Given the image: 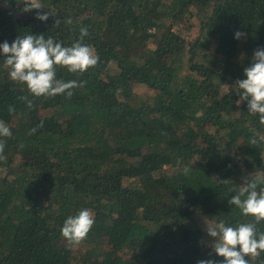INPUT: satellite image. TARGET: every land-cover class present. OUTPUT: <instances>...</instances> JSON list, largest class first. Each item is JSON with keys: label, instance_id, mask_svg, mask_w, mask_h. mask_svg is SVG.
<instances>
[{"label": "trees", "instance_id": "1", "mask_svg": "<svg viewBox=\"0 0 264 264\" xmlns=\"http://www.w3.org/2000/svg\"><path fill=\"white\" fill-rule=\"evenodd\" d=\"M41 2L0 0V44L32 34L71 46L86 26L82 43L100 59L83 73L57 66V79L83 82L70 98L35 97L0 51V120L12 131L0 264H219L200 218L255 222L229 200L264 176V142L249 143L264 124L236 86L264 48V0ZM81 209L95 223L70 244L61 229ZM246 259L264 264V252Z\"/></svg>", "mask_w": 264, "mask_h": 264}, {"label": "clouds", "instance_id": "2", "mask_svg": "<svg viewBox=\"0 0 264 264\" xmlns=\"http://www.w3.org/2000/svg\"><path fill=\"white\" fill-rule=\"evenodd\" d=\"M44 7L41 0H26L24 10H39ZM48 15L47 12H37V18L42 21H46ZM87 35H89L87 27H82L80 40L71 46H63L61 42L51 37L26 34L18 36L11 44L7 41L0 44V51L6 57L5 66L10 68L11 79L26 84L35 97L66 94L70 98L75 88L83 87V82L76 80L65 82L57 79V66L66 67L71 73H83L98 64L100 57L95 49L82 43ZM244 35L245 33L240 31L235 33L238 39ZM244 71L247 78L236 82L240 99L247 100L249 112L259 114L260 123L264 124V48L254 52L253 63ZM22 99L27 100L30 108L33 106L27 97ZM9 111H14V108L10 107ZM31 131L35 132L36 129ZM11 136L9 126L0 120V160L4 159L5 149V140L2 138ZM261 142H264V137L253 136L249 140L252 145ZM189 171L190 168H184L185 174ZM229 203L239 208L245 216H252L255 222L240 223L237 226L226 225L223 221L217 224L207 223L206 231L210 237L215 238L212 242L215 253L224 258L219 264H249L246 257H256L264 252V232L258 231L256 226L264 221V176L256 175L251 180L246 179ZM94 223L92 211L81 209L78 214L69 216L64 221L62 236L70 244H79L86 239ZM198 264L217 262L209 259L200 260Z\"/></svg>", "mask_w": 264, "mask_h": 264}, {"label": "rangeland", "instance_id": "3", "mask_svg": "<svg viewBox=\"0 0 264 264\" xmlns=\"http://www.w3.org/2000/svg\"><path fill=\"white\" fill-rule=\"evenodd\" d=\"M17 10L20 12V13H23V9L21 7H18ZM207 223L209 224H217L215 221H211L209 219H206L204 217H201L200 220H199V225L201 228L204 229L205 231V235H206V243L209 244V245H212V242L215 238L213 237H210L208 234H207V231H206V227H207Z\"/></svg>", "mask_w": 264, "mask_h": 264}]
</instances>
